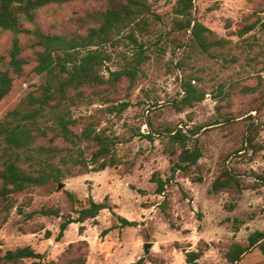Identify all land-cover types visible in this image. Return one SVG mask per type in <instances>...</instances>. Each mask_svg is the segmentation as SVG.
Returning a JSON list of instances; mask_svg holds the SVG:
<instances>
[{
  "label": "rangeland",
  "instance_id": "374dc122",
  "mask_svg": "<svg viewBox=\"0 0 264 264\" xmlns=\"http://www.w3.org/2000/svg\"><path fill=\"white\" fill-rule=\"evenodd\" d=\"M148 3L150 14L138 21L139 26L133 25L145 52L136 78L123 76L116 84L82 89L80 98L73 91L72 99L60 107L52 102L44 116L31 121L36 123L33 127L56 130V115L80 124L91 117L117 140L121 165L98 173L67 175L61 182L13 194L8 212L9 202L0 196L1 255L31 247L43 256L44 264H65L80 255L86 256L87 264L140 260L188 264L187 253L202 251L199 264H230L227 255L235 245L249 247L252 234L264 233V184L257 178L264 176V149L256 154L240 152L252 126L258 131L257 143L264 146V0H195L193 20L209 28L216 43H222L209 53L193 48L191 31L179 27L178 0ZM105 10V3L96 2L53 5L39 12L35 25L24 27H37L47 35H86L98 27L89 16ZM129 34L128 29L113 42L89 49L102 53L104 62L97 72L107 81L111 73L129 70L136 63L139 48L128 39ZM21 40L23 57L30 64L23 76H15L14 91L0 104V123L6 126L30 121L25 116L38 108L32 100L48 81L47 74L33 73L37 61L31 38L24 35ZM11 45L12 35L1 33L0 73L8 69ZM187 81L206 93V98L179 109ZM259 83V92H242ZM123 104L127 109L116 112L115 107ZM80 124L75 133L81 132ZM179 129L196 135L203 157L191 171L173 173L179 152L171 156L167 137ZM49 132L48 139L54 135ZM43 140L40 144L46 145ZM56 144L65 146L60 139ZM225 168L236 172L245 185L257 183L256 188L245 190L241 197L213 194L212 184ZM155 173L168 182L163 195L157 194L152 182ZM197 177L203 181H194ZM60 185L64 187L59 189ZM2 187L0 181V191ZM90 199L111 209L102 211L97 220L71 225L58 240L64 217L74 215V209L88 208ZM229 203H236L235 210L226 209ZM43 209H59L61 217L26 218ZM121 218L136 225L125 226ZM238 264H264L260 246L251 248Z\"/></svg>",
  "mask_w": 264,
  "mask_h": 264
},
{
  "label": "trees",
  "instance_id": "16d2710c",
  "mask_svg": "<svg viewBox=\"0 0 264 264\" xmlns=\"http://www.w3.org/2000/svg\"><path fill=\"white\" fill-rule=\"evenodd\" d=\"M76 1L106 4L105 11L89 16L98 27L89 29L86 35H47L37 27L25 29V24L35 25L39 12L44 8L53 5L64 6ZM194 1L178 0L177 15L180 17L178 25L186 33L191 31L193 48L200 50L201 53H209L213 46L222 43H216L212 39L211 30L193 20ZM150 12L148 0H0V34L9 32L12 35L8 69L0 73V104L14 91L15 76H23L26 67L30 64L23 57L22 36H29L34 43L37 65L33 73L48 76L47 84L40 89L41 95L35 99L32 98V105L38 108L25 116V119L30 121L19 122L14 126L0 123V181L3 185L0 196L3 201L9 202L6 205L7 212L12 207L11 196L13 194L61 182L67 175L98 173L121 165V159L117 154V140L108 135L104 128H100V125L96 124L91 117L81 123L83 127L79 133H75L74 128L79 126L80 121L68 119L65 115L55 116L57 131L33 127L36 123L31 121L37 116H44L45 108L49 107L52 102H56V106L59 107L65 104L72 99L70 94L73 91H77L75 98H80L82 89L116 84L123 76L135 79L139 67L145 60V52L135 36L133 25L139 26L138 21H144ZM128 29L130 30L128 39L139 48L136 63L129 70L111 73V79L107 81L97 72L104 62L102 53L89 49L113 42L116 36ZM251 30V28L247 29V31ZM261 85L259 83L257 87L245 88L242 92L245 94L259 92ZM183 90L184 96L177 105L179 109L192 107L206 98V93L198 90L192 81L185 82ZM126 109V104L115 107L118 113ZM254 111L262 113L260 108H255ZM49 131H53L54 135L48 139ZM195 136L191 131L186 133L182 129L171 131L168 134L169 146L172 148L169 151L171 156L179 152L178 163L172 167L173 173L191 171L203 157L202 148ZM257 137V128L252 126L240 152L245 154L251 151L252 154H256L263 150L264 146L257 143ZM43 139L47 140L46 145L40 144L45 141ZM58 139L64 142V147L56 144ZM21 164H28V167L24 168ZM257 178L261 184H264V176ZM193 180L202 182L203 178L197 177ZM152 182L157 185V194L163 195L168 182L164 181L158 173L153 175ZM256 184L245 185V180L241 179L236 172L225 168L214 180L211 192L213 194L226 192L241 197L245 190L256 188ZM68 196L71 201L76 202L71 193H68ZM235 208L236 203L226 205V209L230 212ZM109 209L111 207L108 204L97 203L90 199L88 208L74 209L75 216L64 217L58 240L64 237L71 225L97 220L102 211ZM60 214L59 209H43L27 214L26 218L32 220L37 216L61 217ZM120 220L125 226L136 225L127 219L121 218ZM47 236H51V233L48 232ZM263 240L264 233L256 232L249 238V247L235 245L227 255L229 263L238 264L251 248L258 245L264 254V245L261 244ZM73 247V245L70 246V248ZM202 253V251L187 253V263L199 264ZM25 260L32 261V264H44L43 256L31 247L7 251L4 255L0 254V264H23ZM65 264H87V258L85 255H80ZM132 264H144V260Z\"/></svg>",
  "mask_w": 264,
  "mask_h": 264
},
{
  "label": "water",
  "instance_id": "95a60500",
  "mask_svg": "<svg viewBox=\"0 0 264 264\" xmlns=\"http://www.w3.org/2000/svg\"><path fill=\"white\" fill-rule=\"evenodd\" d=\"M63 187H64V185H60V186H59V189H62ZM148 248H149V247L146 246V248H145V252H146V253H148Z\"/></svg>",
  "mask_w": 264,
  "mask_h": 264
}]
</instances>
